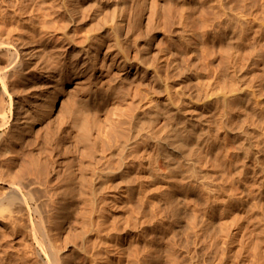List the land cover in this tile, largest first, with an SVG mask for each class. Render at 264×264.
I'll return each mask as SVG.
<instances>
[{
	"label": "rangeland",
	"instance_id": "obj_1",
	"mask_svg": "<svg viewBox=\"0 0 264 264\" xmlns=\"http://www.w3.org/2000/svg\"><path fill=\"white\" fill-rule=\"evenodd\" d=\"M64 1L65 2H63V0H0V34L2 33L1 35L4 37V35L8 33V36L6 35L8 38L4 37V39H9L11 44H15L13 45V51L17 50L23 59L21 67L23 71H20V69L15 73V75L17 74L16 76L13 74V76L10 75L11 78L10 76L7 77L9 78L7 79L9 94L4 97V100L7 104L11 101L13 103L15 102L14 114L16 113V116L14 115V117H12L10 127H4L0 130V133H5L4 138L2 137L0 139V150L4 152V156L6 154V157L2 156L6 158L5 160L1 157L0 163L3 165H0V170L4 171L6 169L10 172L14 169L13 171H15L16 174H20V169L18 170L17 167L23 168L27 163V165L30 166L29 162L31 159V166L33 165V161L36 162L37 165L49 162L51 167L52 164H55L57 170L52 171V174L54 173L55 175L51 174V176H48L50 173L47 175L43 173V175L45 174L44 176L41 175V179L42 181L44 180V184H47L45 185L48 189L53 185L57 188L60 184L61 176H64L62 179H66L69 172H74L75 177L79 176L80 169L78 171L77 168H83L84 166L81 167L82 164L84 165L85 162H87L86 160L91 161L90 157L93 159V157H95L94 153L96 152L90 149L87 150L88 148L81 144H79V146L74 135H72L70 131V133L66 131L59 132V130H55L53 126L49 127V120L45 117L42 118L43 104L46 99H55L59 108L69 106L65 107L67 110L70 108L69 100L72 102V99L74 96L76 97L77 94L88 93L87 90L92 92L94 89L93 87H95L94 90H96L97 87L98 89H103L104 92L107 90L104 99L106 98L107 100L105 101L108 102L106 103L103 99H100L98 101L100 104L97 102L94 107L98 110H95L96 113L93 111L90 114V120L104 118L105 114H101L102 110L106 113L107 111H112L117 105H120L118 106L119 108L117 107L118 110L121 108L119 112H124L125 110L130 111L132 114L131 118L127 122L124 121L126 123L125 126L123 122L119 128L125 130L130 124V129H128L131 130L135 138L138 139L133 150H135L142 159L146 157V150L149 155L148 157H151L152 163L151 167H148V160H145L146 158L143 160L140 158L143 167L136 166L131 169L129 173L130 177L119 179V175H115V177L111 173H108L105 174V176L101 175L100 181L99 177H95L94 182L97 185L105 183L106 186H112V188L110 187V189H107V192L110 191V193H116L117 195L122 193L123 190H127L128 185L132 186V189H130V191L128 190V192L132 190L136 191L135 189L138 186V182L141 183V186L147 194H145V196L149 198L147 199V197H145L146 201L150 200L148 203L146 202L147 207L144 206V213L147 212L146 208H151L155 210L157 214H162L157 215L156 218H154L156 220L152 222V228L156 234L157 241L164 244L166 242L172 243L173 255L177 254V257H174L175 259L179 258L177 259V261H179L178 264H189V259H191V257L194 259V262L200 264L203 258V251L200 250L202 246L199 245L200 249H198V244L195 245L193 241L188 242L185 236L189 223L186 221H191L192 208L197 213L199 211V218L200 213L202 216L201 210H203L204 203H202V201V204L200 203V197L195 193L187 196L190 198H186V192L182 189L186 182L190 180V174H193V177H190L191 180L199 178L206 179L207 182L209 181V184L211 183L210 186L212 185L215 187V185L220 182V174L226 171V175H228V172L229 174L231 172L229 168V160L233 152L230 149L233 148L231 129L233 116L236 113V108L233 107L234 98H231V93L236 92L238 94H244L247 92L246 90H248L250 85L264 83V74H262L264 72V60L261 58L259 60L258 58L264 54V0H149L153 4L147 2L148 0H146V2L145 0ZM58 2L62 4H58ZM154 4L156 7H152ZM59 5H62L60 6V8L62 7L61 10ZM151 7L157 10L154 9L155 11H153ZM58 8L63 12L58 11ZM150 10L151 12L157 11L156 14L150 12L153 17L149 14ZM69 16H72V18ZM149 18L151 20H149ZM119 19L121 21V28L116 29L114 23L115 21H119ZM122 23L124 24L122 25ZM129 24H131V26ZM125 28L130 31L131 36L125 34ZM10 31L15 36L13 39V35H11ZM21 35L22 38H20ZM2 36L0 38H2ZM23 36L26 37L24 39L26 42L24 43L22 41L24 38ZM16 37L20 39H16ZM85 37L86 41L84 39ZM115 39H117L120 45L119 47L122 46V49H118V47L115 46L112 51L114 53L118 52L119 55H125L129 61H131L132 67L127 69L109 67L106 61L102 60V52L104 51L105 45L107 46L109 42L111 43V41L113 42ZM252 39L253 41H251ZM250 45L255 46L251 47ZM257 46L260 50H258L259 48ZM255 47L257 50H255ZM257 51H260L258 53H260L261 56H259L260 54H258ZM255 52L258 56H255ZM3 56H0L1 67L4 64L6 65V61H4L5 56ZM93 62H96V68H94ZM5 65L3 67L4 70ZM75 66L79 67L76 71L80 72L76 76H71L69 78V71L71 73L73 69H75ZM4 70H1L0 73ZM136 71L137 73L134 74ZM252 77H257L259 80H256L257 78L253 80ZM3 88L4 86L0 83V92ZM81 89L85 91L83 92ZM226 97L228 98L229 106L231 105L227 110L224 107L225 102L223 100L227 99ZM241 101L238 114L243 118L246 116V105L243 102L244 100ZM68 102L69 105H67ZM108 103H110V105ZM41 104L43 106H40ZM106 105L108 107L110 106L111 109H108ZM112 105L114 107H112ZM102 107H107V109H101ZM65 109H61L62 112ZM27 111H30L29 115L25 114ZM97 112L100 115L97 114ZM7 113L9 114L8 111ZM124 113H126V111ZM23 115L26 116L24 117ZM93 115L99 117L95 118ZM27 116L31 118L29 117V120H26ZM19 119L25 120L19 121ZM25 121H28V124L24 123ZM129 121L132 123L128 124ZM17 122L20 124H17ZM42 124L46 125L45 127L48 126V129H46L49 132H47L46 129L43 131V129L40 128V126H43ZM45 127L43 126V128ZM41 129L45 133L44 135ZM51 132L53 136H51ZM61 132L65 133L62 134ZM49 133L50 135L48 137L56 136L55 139H48L47 134ZM58 133L60 139L58 138ZM62 135H65L66 139H64L65 136L63 138ZM70 135L73 136V141ZM9 136L10 139H8ZM71 143L76 144L77 147H74V144L72 147ZM59 144L61 145L59 146ZM226 146H228L230 150L227 148L225 149ZM56 148L59 149L57 150ZM82 149H85V151ZM6 151L10 153H5ZM14 152L15 156L13 157L12 155L14 154L12 153ZM79 152L81 155H79ZM85 152L87 154H84ZM55 153L57 155H55ZM97 155L95 159H98ZM79 156L82 159H78ZM8 157L11 158L8 160ZM50 157L52 160L49 161L48 159H51ZM72 158H74V160H72ZM83 159H85V161ZM38 160L40 162L44 160V163H42L43 161L38 163ZM71 160L72 162H70ZM75 160H78V162L82 160L83 163H81L80 166V162H74ZM2 162H5V164ZM61 165H64V167ZM77 165H79V167L76 168L75 166ZM6 166H8V168ZM68 167L69 170L67 169ZM9 168L11 169L10 171ZM27 168L25 169H27L29 173L30 167ZM15 169H17L18 172ZM25 169L22 170L24 171ZM31 169L33 170V167L30 168V171ZM49 172H51V168H49ZM5 173L7 172L3 174L5 175ZM26 173L27 171L25 170V174ZM64 173H68L66 177ZM138 173L142 175L141 181L137 178ZM3 174H0V176L4 177L0 178L1 180L3 179V181L0 180V193L6 192V187H8L10 181L8 178L9 181L5 182V177L10 174L7 173L8 175L5 176ZM203 175H205L204 178ZM102 177L103 179H101ZM17 178L19 177L17 176ZM11 180L14 179L12 178ZM184 180H186V182ZM212 183L216 184L213 185ZM1 184L3 186L2 188ZM53 189L52 187V190ZM49 190L52 192L51 189ZM177 191L179 192L177 193ZM165 192L166 195H168L167 197L171 195L170 198L173 200L172 203L170 202L169 204L166 201V197H164ZM177 196L179 198H177ZM192 197L195 203L191 199ZM161 199L166 203H163ZM187 199H190L192 202H187ZM196 199L197 203L199 201V207L195 201ZM183 201L185 203L187 202V204ZM149 203L151 205L153 204L152 207ZM177 203L180 204L178 205ZM181 203L182 206H180ZM188 203L192 205L190 206ZM172 204H176L174 205L175 208ZM158 205L161 206V208H159ZM163 206H165V209ZM171 207H173V212L170 210ZM158 209L159 211L163 209L164 211H162L164 214L163 212H158ZM174 210L177 211V215L174 214ZM163 215L164 217L167 216L165 217L166 219ZM182 215L183 217L185 216V218H183ZM142 216L144 217L143 213ZM198 218L197 220L201 217ZM0 229V242H2L0 243V264H38L36 263L37 259L35 257L32 255L33 258L29 257L30 252L28 251L31 247H29L28 242L27 245L21 242V240H25L22 238V235L11 238L7 233L8 231L3 229L1 224ZM2 231L5 232V236ZM169 232H171V234ZM1 236L5 237V240ZM8 237L10 239H8ZM174 237L176 242L173 240ZM177 237L180 238V240L177 239ZM20 242L22 246H27L26 248H28V250L25 248L23 250V248L18 247L21 246ZM9 243H12L11 245L15 249H12ZM179 245L181 248H179ZM16 247L18 248L17 253ZM196 248L198 251H196ZM20 249L22 251H19ZM5 250H7V252ZM2 251L10 254L6 255ZM25 252L29 253V255H24L26 257L22 256L26 254ZM182 258H186L187 260Z\"/></svg>",
	"mask_w": 264,
	"mask_h": 264
},
{
	"label": "bare ground",
	"instance_id": "obj_2",
	"mask_svg": "<svg viewBox=\"0 0 264 264\" xmlns=\"http://www.w3.org/2000/svg\"><path fill=\"white\" fill-rule=\"evenodd\" d=\"M150 1L148 0L147 2H150ZM63 2H65V1L63 0ZM145 2H146V0H145ZM59 3L60 2H58V4ZM150 3H152V2H150ZM60 4H62V3H60ZM60 6H62V5H59V8H60ZM64 6H66V5H64ZM149 6H151V5H149ZM153 6H155V4L152 5V7ZM138 7H140V6H138ZM59 8H58V11H60L62 9V7L60 8V10H59ZM63 9H65V8H63ZM144 9H146V8H144ZM154 9H156V8H154ZM154 9L152 8L153 11H155ZM143 11H145V10H143ZM153 11L151 12V10H150L149 14L150 15H151V13L156 14L157 11L156 12H153ZM60 12H63V11H60ZM72 16H69V17L72 18ZM151 16L153 17V15H151ZM159 17H160V15H159ZM122 19H124V18H122ZM149 20H151V19L149 18ZM157 20H159V19H157ZM120 22H121L120 19H119V21H115L114 26L116 29L121 28ZM122 22H123V20H122ZM147 22H149V21H147ZM153 22H154V20H153ZM149 23H151V22H149ZM123 24L124 23H122V25ZM129 25L131 26V24H129ZM136 26H137V23H136ZM133 27H131V28H133ZM135 28H137V27H135ZM0 29H1V27H0ZM128 29H126L125 34L126 35L128 34L129 36H131L130 31ZM127 30H128V32H127ZM133 30H131V31H133ZM261 30H262V28H261ZM263 30H264V28H263ZM10 32H9V35H10ZM1 34H0V37L2 36ZM117 34H119V33H117ZM134 34H135V32H134ZM6 35L8 36V33ZM6 35H4V37H7ZM11 35H13L12 32H11ZM4 37L2 36V38H0V53H1L0 56L4 55L5 56L4 61H6L5 62L6 65L3 62V64L5 65V70L3 68L4 65L2 67L0 66L1 70H4V71H2V73H0V83L4 86L3 90L0 92V130L3 129L4 127H10L12 117H14V115L16 114V113L14 114V108H15L14 103L15 102L13 103L11 101L10 103L8 102V104H7L4 100V97L7 94H9V91L7 88V84H8L7 79H9V78H7V77H9L10 75L13 76V74L15 75V73L17 71H19L20 69H21L20 71H23L21 68L22 64H23V59L21 58V56L19 55L17 50L13 51V45H15V44H11L9 42V39L6 40V39H4ZM13 37H15V36L13 35L12 39H13ZM118 37H120V36H118ZM17 38L18 39L22 38V35L20 38L16 37V39ZM25 38L26 37H24L22 39L23 43L26 42V41H24ZM84 39L86 41V37ZM253 39L251 41H253ZM20 43H19V46H20ZM23 43H21V44H23ZM109 43L107 46L105 45V47H104V51L102 52L103 53L102 60H105L106 64L109 67H117L120 69H127V68L132 67L131 61H129V59L125 55H119L118 52L114 53L112 51L115 46H117L118 49L119 48L122 49L121 48L122 46L119 47L120 45H119L117 39L113 40V42L111 41L110 44ZM99 45H100V43H99ZM101 45H102V42H101ZM121 45H122V43H121ZM250 46L252 47L253 45H250ZM81 48H83V47H81ZM19 49H20V47H19ZM253 50H254V48H253ZM255 50H257L256 47H255ZM258 50H260V48ZM253 52H250V53H253ZM258 52H260V51H257V53ZM257 53L255 52V56H258V54H260V53H258V54ZM251 56H252V54H251ZM259 56H261V54ZM258 58H259V60H260V58L262 60H264V54H263V56L258 57ZM253 59H254V57H253ZM96 60H98V59H96ZM96 60H94V61H96ZM95 63H94V68H96ZM255 65H256V63H255ZM78 68L79 67L75 66V69H73V71L71 73L69 71L70 75L68 77L70 78L71 76L72 77L76 76L80 72V71H76ZM82 68H83V66H82ZM101 68H102V66H101ZM137 71H138V68H137ZM137 71L134 74H136ZM83 73H84V71H83ZM262 74H264V72ZM11 76H10V78H11ZM255 78H257V77H254L253 80H255ZM256 80H259V79L257 78ZM102 81H104V80H102ZM262 81H263V79H262ZM74 84H76V83H74ZM105 85H107V84H105ZM89 87H91V86H89ZM93 88L95 89V87H93ZM83 89H86V88H83ZM83 89H81V90H83ZM94 89L92 92H90V90H87L88 93L87 92L80 93V94H77L76 97L75 96H74V98L72 97L73 101L71 102V100H69L70 101V108H68L66 110L65 107H69V106H63V108L65 109V110H63V112L61 110L63 108L62 107L59 108L58 103L55 99H53V100L46 99L44 104H43L44 106L42 104L40 106H43L42 118L45 117L49 120L48 121L49 127L53 126L55 128V130H57V131L59 130V132L60 131H66V132L70 131L72 133V135H74V138L76 139V142L78 143V145L81 144L84 147L86 146L88 148V149L86 148L87 150L90 149V150L96 152V153L93 152L95 154V155L93 154L95 157H93V159H91V157H90L91 161L86 160L88 162V163L85 162V164L87 163L86 165L82 164V166H81V163H83V161L82 160H81V162L79 161L80 162L79 165L81 167H83V166L84 167L83 168H77V167H79V165L75 166L78 169V171L80 169L79 176H77V177L74 176V172H69L68 176L66 175L68 173H66V174L64 173L65 177L66 176L67 177H66V179H62V177H64L62 175L63 174L62 173L61 174L62 175L61 180L58 178L60 180V184L58 185V187L55 188L54 187L55 185H53L52 186L54 188L53 190H52V187L49 188L52 190V192H50V190L46 186L47 184L46 183H45L46 185L44 184V182H43L44 180L42 181V179H41L42 178L41 175H43V173H45L46 175L50 173V175H48V176H51L52 171L57 170L55 168L56 167L55 164L54 165L52 164V167H51L49 162L44 163V160H46L47 158L44 160H41V162L43 161L42 163H44L42 165L41 164L37 165V163L33 161V165L31 166V163H32L31 162L32 159H31V161L29 162L30 166H28L27 165L28 163H27L26 166L24 165L23 168L17 167L18 170L20 169V171H19V172H21L20 174L19 173L16 174V172L13 171L14 169L12 171H10L11 170L10 168H9L10 172H8V170H6L5 168L4 169L6 171L4 169H3L4 171L0 170L1 171L0 174H3L4 172H7L10 174V175H8L7 173H5V175L9 176V177L8 176L5 177V182L9 181L8 178L10 179V181H9V184L7 183L8 187H6V190H5L6 192L5 193L1 192L2 194L0 193L1 194L0 195V224L2 225L3 229H6L8 231L7 233L9 235V237H11V238L17 237L18 235H22V238H24L25 240L24 241L21 240V242L22 243L24 242V244H26V245L28 242L29 247H31L28 251V252H30L29 257L30 258L32 256L35 257L37 259V262H36L35 258H34V260L38 264H178L179 261H177V259H179V258L175 259L174 256L177 257V254L173 255L174 253L172 252L173 251L172 243L166 242L164 244V243H160V241L158 242L157 238H156V234L153 231L152 222H153V220H156L154 218H156V216L160 215L161 213L157 214V212L151 208H150L151 210L146 208L147 212L144 213V210H145L144 206L147 207L146 202L148 203L150 200L146 201V198H145V197H147V196H145L146 191L141 186L142 185L141 183L138 182L137 188L135 187L136 191L132 190L131 192H128V190L130 191V189H132V186L128 185L127 190H125V191L123 190L122 193H119L117 195L116 193H110V191L107 192V189H110V187L112 188V186H110V187L108 185L106 186L105 183L97 185L94 182L95 177H97V178L99 177V181H100V176L101 175L105 176V174H108V173H111L113 176L119 175V177H120L119 179H123V178L126 179L127 177H130L129 173H130L131 169H133L136 166H138V167L142 166L143 167V163H141L142 162L141 156L137 152H135V150H133L134 145L137 143L138 139H136L134 133L131 130H129L130 129L129 123H132V122L131 121L128 122L129 126L128 125L127 126L129 129L126 128L128 130H126V129L123 130L122 128L121 129L119 128L120 125L124 121L127 122L131 118L132 114L130 111L125 110L126 113H124L125 111L119 112L121 110V108H120V110H118V108H119L118 106H120V105H117L115 103L118 108L115 106L116 108L112 109V111H109V112L107 111L108 113L107 112L105 113L102 110L101 114L102 113L105 114L104 118L98 119L97 117H99V116L93 115L97 119L94 118L95 120H92V119L90 120V114L93 111L98 110V109L94 108L96 106V103L100 99H103V101L107 100L106 98L104 99V96H105V93L107 92V90H106V92H104L103 89H101V88L98 89V87L96 90H94ZM71 90H74V89H71ZM245 90H246V88H245ZM84 91L85 90H83V92ZM246 91H245L246 93H244V94H240V93L238 94L236 92L231 93L232 94L231 98H234L233 107L236 108L235 109L236 113L233 116L232 129H231V132H232L231 136H232V140H233V146L232 147L233 148H230V149L233 152H232V155L230 153V155L232 157L229 160L230 167L228 166L230 168V171H231L230 174L228 172V175H226V173H227L226 171L224 173L221 172L222 174H220L221 175L220 182L217 181L218 184L215 185V187H213L212 185H211L212 186L211 187L210 186L211 183L209 184L208 183L209 181L207 182L206 179L199 178V179H195V180L192 179L193 180L192 181L191 178L193 177V174L189 175L190 180L188 182H186V180H184L186 182V184L182 190L184 192H186L185 197L190 198L187 196H190V195L195 193L197 196L200 197L199 198L200 203H201V201H202V203H204L203 210H201L202 216L200 213V217H201V218L199 217L200 219L198 218L199 211L197 213L191 207L192 208V217H191V221H186L187 223L188 222L189 223L187 226L188 227L187 232H186L187 234L185 236L187 238L188 242L193 241L195 243V245L198 244L197 246H199V245L202 246V249H200V246L198 248V249L203 251V255L201 253L203 258H202L200 264H264V83L252 84L249 86L248 90H246ZM8 97H10V96H8ZM51 99H52V97H51ZM223 100L225 102L224 107L227 110L228 107L229 108L231 107V105L229 106L228 98L223 99ZM241 100H244L243 102L246 105V116H244L243 118L241 117V115L238 114L239 113L238 108L241 107L240 106L241 102H242ZM114 101H113V103H114ZM105 102L107 103L108 101H105ZM60 103H61V101H60ZM98 104H100V103L98 102ZM108 104L110 105V103H108ZM118 104H119V102H118ZM168 104H169V102H168ZM67 105H69V102ZM107 107L106 108L102 107L101 109H103V108L107 109ZM112 107H114V106L112 105ZM109 108H110V106L108 107V109ZM7 109H9V110H7ZM7 111L9 112V114L7 113ZM99 111H101V110H99ZM122 111H123V109H122ZM94 113H96V111ZM25 114L29 115L30 111L25 112ZM97 114H99V113L97 112ZM23 116L25 117L26 115H23ZM24 117H22V118H24ZM29 117L27 116L26 120H29L28 119ZM91 118H92V116H91ZM21 120H25V119H21ZM21 120L19 119V121H21ZM16 121H17V119H16ZM16 121L14 122L15 124H16ZM24 123L28 124V121H25ZM17 124H20V123L17 122ZM125 124L126 123L124 122L123 125L125 126ZM46 125H47V123H46ZM46 125H43V126L45 127ZM43 126H40V128H42L43 131L46 128L48 129V126L45 128H43ZM40 128H38V129H40ZM42 129H41V131H42ZM47 129H46V131H47ZM47 132H49V131H47ZM39 133H40V131H39ZM64 133H62V134H64ZM44 134L45 133L43 132V135ZM4 135H5V133H0V139L2 137L4 138ZM9 135H11V134H9ZM49 135H50V133L47 134V137ZM58 135H59V133H58ZM65 135H62L63 138ZM67 135H69V134H67ZM72 135H70L71 138L73 137ZM51 136H53L52 132H51ZM55 137H48V139H51V138L55 139ZM58 138L60 139V135ZM8 139H10V136ZM64 139H66V136ZM72 141H73V138H72ZM70 142H71V140H70ZM73 144H72V147H73ZM60 145L61 144H59V146ZM74 145H75L74 147H77L76 144H74ZM226 148L228 150H230L228 146H226L225 149ZM53 149H54V147H53ZM56 149L58 150L59 148H56ZM11 150H14V149H11ZM82 150L85 151V149H82ZM129 150H130V152H129ZM3 151H5V150H3ZM8 151H6L5 153H7ZM126 151H128V152H126ZM59 152H60V150H59ZM74 152H75V150H74ZM145 152H146L145 153L146 157L145 156L144 157L146 159L145 158H143V159L148 160L147 166L151 167V163H152L151 157H148L149 155H148V152L146 150H145ZM229 152H231V151H229ZM8 153H10V152H8ZM12 154H14V155H12L14 157L15 152ZM84 154H87V153L85 152ZM97 154L99 155L100 158L98 157ZM55 155H57V154L55 153ZM79 155H81V153ZM96 155H97L98 159H95ZM2 156H4V152H1V150H0V162H1ZM83 156H85V155H83ZM4 157H6V154ZM4 157H2V159ZM11 157H8V160ZM224 157H226V156H224ZM227 157H229V156H227ZM74 158H77V157H74ZM74 158H72V160H74ZM80 158L81 157L79 156L78 159H80ZM84 158H86V157H84ZM221 158H223V157H221ZM5 159L6 158H4V160ZM48 160L50 161V160H52V158L48 159ZM48 160H46V161H48ZM72 160L70 162H72ZM83 160L85 161V159H83ZM54 161H56V160H54ZM39 162L40 161L38 160V163ZM74 162H78V160L77 161L75 160ZM2 163L5 164V162H2ZM54 163H56V162H54ZM0 165H1V163H0ZM14 165H16V164H14ZM61 166L64 167V165H61ZM68 166H69V164H68ZM6 167L8 168V166H6ZM27 167H30V168L33 167V170L31 169V171H30V168H29V173H28ZM70 167H71V165H70ZM72 167H74V166H72ZM25 168H27V169H25ZM49 168H51V172H49ZM22 169H25L27 171V173L25 174V170L23 171ZM62 169L64 170L65 168H62ZM67 169L69 170V167ZM71 169H73V168H71ZM15 170L18 172L17 169H15ZM23 172H24L25 176H24ZM21 174L23 177L21 176ZM17 176L19 178H17ZM204 177H205V175H203V178ZM0 178H4V177L0 176ZM6 178H7V180H6ZM12 178L14 180H11ZM137 178L139 179V181H141L140 179H142V175L140 173H138ZM43 179H45V178H43ZM101 179H103V177ZM110 179H112V178H110ZM1 181H3V179ZM216 183H214V184H216ZM106 184H108V183H106ZM2 187L3 186L1 184V188ZM171 190H173V189H171ZM178 192L179 191H177V193ZM164 195H165L164 197H166L165 198L166 201L169 204H170V202L172 203L173 200L170 198L171 195H170V197H167L168 195H166V192L164 193ZM182 195H183V193H182ZM177 198H179V197L177 196ZM186 198H185V200H186ZM147 199H149V198L147 197ZM191 199L194 202L193 197ZM187 200H188L187 202L190 201V199H187ZM161 201H162V199H161ZM195 201L197 203V199ZM162 202H160V203H162ZM187 202L186 203L184 202V203L187 204ZM191 202L192 201H190V203ZM151 203H152V200H151ZM163 203H166V202H163ZM194 203H193V205H194ZM157 204H159V203H157ZM197 204L199 207V205H200L199 201ZM152 205H151V207H152ZM174 205H176V204H174ZM174 205L172 204V206H174ZM188 205H190V204L188 203ZM188 205H186V206L189 207ZM180 206H182V203ZM183 206H185V205H183ZM194 206L196 207V205H194ZM155 207H156V204H155ZM163 207L165 209V206H163ZM187 207H186V210H187ZM159 208H161V206H159ZM172 208L173 207L170 208L171 211H172ZM174 208H175V206H174ZM200 208H202V207H200ZM162 210L159 211V209H158V212H163L164 210L163 211ZM181 210H183V209H181ZM174 211H175L174 214L177 215L178 214L177 211L176 210H174ZM185 212H187V211H185ZM142 213L144 214V217H146V218H144L142 216ZM167 213H168V211H167ZM167 213H166V215H167ZM163 214H164V212H163ZM169 214H170V212H169ZM183 215H182V217H183ZM163 217H164V215H163ZM163 217H160V218H163ZM165 217H167V216H165ZM183 218H185V216ZM197 218L200 221L197 220ZM167 223H168V221H167ZM155 226H157V225H155ZM158 228H159V226H158ZM164 228H166V227H164ZM185 228H186V226H185ZM4 231H2V232H4ZM169 231H171V230H169ZM169 233L171 234V232H169ZM3 235L4 236L6 235L5 232ZM184 235H185V233H184ZM9 237H8V239H10ZM2 238L4 239L5 237H2ZM177 239L180 240V238H178V237H177ZM19 240H20V238H19ZM173 240H175V237ZM175 242H176V240H175ZM0 243H2V242H0ZM5 243H6V241H5ZM5 243H3V244H5ZM22 243L20 244L21 246H18V247L23 248V250H24V248L28 250V248H26L27 246H25V247L22 246ZM3 244H2V246H3ZM11 244L9 243V246ZM176 245H177V243H176ZM6 246H8V245H6ZM14 246H16V245H14ZM179 248H181V246ZM12 249H15V248H13V246H12ZM7 250H5V251L7 252ZM16 250H17L16 251V253H17L18 248ZM185 250H187V249H185ZM200 250H199V252H200ZM5 251H2V252L5 253ZM19 251H22V250L20 249ZM196 251H198L197 248H196ZM12 252H13V250H12ZM28 252L27 253L25 252L26 254H23V255L21 254V255L22 256L27 255V254L29 255ZM171 252H172V254H171ZM174 252H176V251H174ZM5 254L8 255L10 253H8V254L5 253ZM187 256H188V254H187ZM24 257H26V256H24ZM193 257H195V256H193ZM186 258H182V259H186ZM189 260H190L189 264H199V263L194 262L193 261L194 259H192V257ZM32 262H34V261H32Z\"/></svg>",
	"mask_w": 264,
	"mask_h": 264
}]
</instances>
